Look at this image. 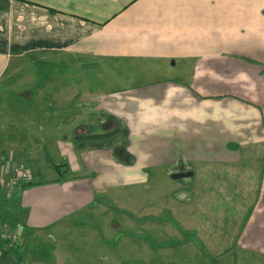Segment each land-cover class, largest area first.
<instances>
[{"label": "crops", "instance_id": "crops-1", "mask_svg": "<svg viewBox=\"0 0 264 264\" xmlns=\"http://www.w3.org/2000/svg\"><path fill=\"white\" fill-rule=\"evenodd\" d=\"M38 58L74 62L73 75L85 82L103 73L108 88L75 99V116L84 122H75L73 132L117 133L102 146L82 147V155L69 140L57 141L62 158L49 162L53 176L0 193V230L16 235L18 250L0 243V264L47 262L35 242L62 243L69 228H83L73 217L93 203L95 190L145 185L157 177L182 179L185 208L178 221L197 241L173 221L159 227L160 216L126 221L146 226L148 238L160 234L161 243L199 256V264H233L234 253L257 255L264 264V0H0V80L11 67ZM25 91L31 100L32 90ZM85 105L90 108L78 113ZM93 125L99 130L88 131ZM81 126L87 134L79 133ZM27 160L3 150V182L11 184ZM60 164L67 168L63 179L62 170L52 168ZM177 173L190 176L174 179ZM238 199L243 218L233 244ZM195 205L200 214L191 211ZM84 216L104 220L100 212ZM110 222L115 220L106 219L104 230ZM227 238L229 247L222 248ZM52 252L60 264L63 251ZM140 253L151 249H139L141 261L131 263L151 264ZM208 253L207 262L202 254Z\"/></svg>", "mask_w": 264, "mask_h": 264}, {"label": "rangeland", "instance_id": "rangeland-1", "mask_svg": "<svg viewBox=\"0 0 264 264\" xmlns=\"http://www.w3.org/2000/svg\"><path fill=\"white\" fill-rule=\"evenodd\" d=\"M75 71L77 72V68L75 70L72 61H63L59 65L57 61L49 62L38 58L32 63H22L16 68L11 67L7 73L2 74L3 78L0 80V155L3 150L12 148L19 160L28 159L23 164L20 163L21 165L17 167L16 171L19 173L24 166L30 173V179L36 180L38 177L46 181L54 175L48 170L50 164L46 156H49L50 162L54 164L61 160L59 158L60 149L56 146L59 144L57 141L69 140L78 147L80 155H82L84 146L95 147L107 144L108 138L75 142V138L79 135L73 132V124L84 122V119L80 118L83 115L75 116V99H80L86 90L91 93L100 92L109 87L103 79V73H101L102 78H93L90 82H85L82 77L73 75ZM57 72L61 73L60 77L50 78L55 73L56 75L60 74ZM9 76L13 77L11 82L7 80ZM28 89L32 90L30 92L31 100L26 99L29 92L25 90ZM86 108L89 109L90 106H81L77 112L84 114ZM79 128L80 134L86 132V128L84 129L82 126ZM97 128L99 130L100 126L93 125L87 130H96ZM39 170L40 175H38ZM181 180L173 181L167 178L164 181L157 177L145 185H107L103 189L95 190L93 203L86 211L73 217V221L78 225L81 223L83 228L68 227L67 233L70 236H62V243H58L59 240L55 242V240L47 238L41 242H35L36 251L38 252L40 249L42 254L38 256L40 258H44L45 254L47 256V262L43 259L41 264H55L57 258L52 250L57 248L63 251L60 264H133L131 262L141 261L137 253L139 249L143 251L144 246H149L151 253L150 255L140 253V257L150 259L149 263L151 264H199L198 262L201 261L199 256L187 255L182 246L175 247L173 245L172 247L167 246L166 242L161 243L160 238L163 237H159L160 234L157 237L148 238L145 236L148 233L145 230L146 226H141L139 221L131 223L123 218L131 216L138 219L139 216L136 215L139 214L160 216L161 222L157 223L159 227H168L169 224L166 222L173 221L175 229L183 231L186 238L197 241L194 233L184 231V223L178 221L181 220L178 212L185 208L182 206L181 199L184 190L177 182ZM222 200L224 199H220L221 202ZM237 204L236 221L233 218V244L236 235L235 228H240L243 218L240 199L237 200ZM222 206L223 203L217 204L218 208ZM193 209L199 212L198 205L191 207V211ZM204 211L207 212L206 207ZM87 212L93 214L100 212L104 220L98 221L95 217L90 219L84 216ZM106 219L115 220V223L110 222L113 232L110 228L109 231L103 229ZM119 222L122 223V228L118 227ZM125 226L127 227L125 228ZM58 229V232H66V228L58 227ZM229 240V238L222 239V248L229 247ZM54 246L56 248H53ZM188 247L186 248L188 249ZM200 247L204 252L205 248L201 245ZM211 256L209 253L206 254V257L202 254L203 258H207V262L208 257ZM258 257L253 254L234 253L233 264H239V262L262 264L263 259L261 260L259 257L261 261L257 260ZM103 258H106L107 261H103ZM169 258H175L174 263L169 262Z\"/></svg>", "mask_w": 264, "mask_h": 264}, {"label": "built area", "instance_id": "built-area-1", "mask_svg": "<svg viewBox=\"0 0 264 264\" xmlns=\"http://www.w3.org/2000/svg\"><path fill=\"white\" fill-rule=\"evenodd\" d=\"M30 180V173L27 169L21 168V171L16 173L14 181L11 184H5L3 180L0 178V193L3 192L6 195H10L14 191V186L20 182ZM0 240H9L10 242H14L16 240V235L14 233H7L3 229L0 230Z\"/></svg>", "mask_w": 264, "mask_h": 264}, {"label": "trees", "instance_id": "trees-1", "mask_svg": "<svg viewBox=\"0 0 264 264\" xmlns=\"http://www.w3.org/2000/svg\"><path fill=\"white\" fill-rule=\"evenodd\" d=\"M47 161L50 162V159L49 157L47 156ZM52 168H54V170H56L57 172H59V170L61 172V177L62 179L64 178L66 172H67V168H66V165L65 164H60V165H52ZM38 184L37 182H33L31 180H27L25 182L22 183V187L26 188V187H29V186H32V185H36ZM0 243H3V244H6V245H10L11 246V251L14 253V254H17L18 253V250L16 249V247H14V244L13 242H10L9 240H0ZM17 257H19L17 255Z\"/></svg>", "mask_w": 264, "mask_h": 264}, {"label": "water", "instance_id": "water-1", "mask_svg": "<svg viewBox=\"0 0 264 264\" xmlns=\"http://www.w3.org/2000/svg\"><path fill=\"white\" fill-rule=\"evenodd\" d=\"M117 133V130H113V131H110L108 133H105V134H91V135H88V136H77L75 138V141L76 142H81V141H90V140H100V139H106V138H109L111 136H113L114 134ZM190 176V174L188 173H177L175 175H173L172 177L174 179H177V178H184V177H188Z\"/></svg>", "mask_w": 264, "mask_h": 264}]
</instances>
